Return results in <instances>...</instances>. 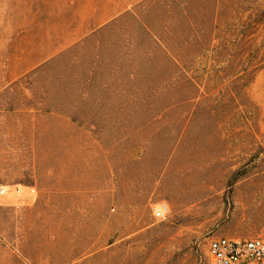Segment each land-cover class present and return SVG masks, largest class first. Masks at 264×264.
Listing matches in <instances>:
<instances>
[{"label":"rangeland","instance_id":"1","mask_svg":"<svg viewBox=\"0 0 264 264\" xmlns=\"http://www.w3.org/2000/svg\"><path fill=\"white\" fill-rule=\"evenodd\" d=\"M0 185V264L264 236V0H0Z\"/></svg>","mask_w":264,"mask_h":264},{"label":"built area","instance_id":"2","mask_svg":"<svg viewBox=\"0 0 264 264\" xmlns=\"http://www.w3.org/2000/svg\"><path fill=\"white\" fill-rule=\"evenodd\" d=\"M18 194V188L0 185V197ZM166 207L153 211L154 217L165 214ZM209 264H264V236L253 237H212L207 243Z\"/></svg>","mask_w":264,"mask_h":264}]
</instances>
